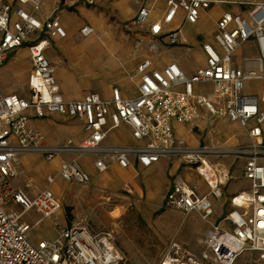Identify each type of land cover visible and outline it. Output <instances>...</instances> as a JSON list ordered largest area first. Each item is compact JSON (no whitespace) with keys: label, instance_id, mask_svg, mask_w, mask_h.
<instances>
[{"label":"built area","instance_id":"obj_1","mask_svg":"<svg viewBox=\"0 0 264 264\" xmlns=\"http://www.w3.org/2000/svg\"><path fill=\"white\" fill-rule=\"evenodd\" d=\"M96 0H60L41 20L38 13L42 0H14L9 5L0 0V67L7 55L26 48L30 72L26 95L5 94L0 89V264H123V257L114 243L111 231L92 234L78 226L59 228L57 215L60 201L49 185L54 176L47 175V186L32 194L31 182L17 188L21 158L38 155L46 161L62 157L57 175L67 183L83 187L90 177L79 160L84 155L94 157L93 167L99 173L111 164L121 169L133 162L148 169L162 159H177L194 172L207 187L206 194L197 192L182 178H175L164 196L166 209L183 216L195 213L208 225L202 247L196 256L178 251L158 264H238L241 257L253 258L254 264H264V65H231L233 54L248 41L256 43L258 60H264V5H253L244 14L224 12L214 23L210 40H202L199 49L204 67L187 76L176 63L154 69L152 56L164 46H179L190 50L189 39L182 27L163 32L175 20L193 26L200 14L227 0H165L160 22L148 26L147 37L133 43L132 51L139 64L132 73L136 96L123 97L116 87L107 97L89 92L78 100H65L54 78V66L45 55L49 40L66 37L58 13L61 7L76 4L91 6ZM138 6L133 25L145 26L151 15L146 0H126ZM29 6L30 12L23 7ZM15 16V20L11 16ZM80 37L93 35L84 25ZM247 60L242 59L243 64ZM258 82L256 94L244 93L246 84ZM56 115L77 121L82 126L78 141L65 140L50 144L44 134L30 125L31 119ZM226 121L237 124L246 143L190 146L174 132V125L198 129L200 124ZM121 127L129 130L132 145L109 143V134ZM209 130L214 126H210ZM231 157L239 160L241 177L249 183L229 198V208L216 222H208L214 214L212 200L222 198L221 188L236 179L231 165L219 161ZM128 195V185L123 187ZM34 211L42 219L53 220L57 230L53 240L32 242V225L24 216Z\"/></svg>","mask_w":264,"mask_h":264},{"label":"rangeland","instance_id":"obj_2","mask_svg":"<svg viewBox=\"0 0 264 264\" xmlns=\"http://www.w3.org/2000/svg\"><path fill=\"white\" fill-rule=\"evenodd\" d=\"M163 1H156L153 4L151 0L148 1V5H152L151 15L146 25L142 27L132 25L133 19L126 20L123 16H119L116 8L113 9L108 5L99 6L98 0L91 6L84 4H76L72 7L62 6L58 15L67 34L66 38L49 40V47L45 50L46 57L54 66V78L60 86L62 97L77 100L83 93L93 91L102 96H108L109 88L115 81L114 74L121 66L133 64L138 60V55L132 51L133 43L147 37L146 29L149 24L159 21ZM77 5L84 8L85 12L94 14L95 19L87 22L79 7H76ZM136 6V4L132 5L130 9L135 11L138 7ZM126 8L129 9V7ZM177 21L178 19L174 21V24ZM84 24L92 26L95 33L85 38L80 37L78 30ZM200 25L199 23L197 26ZM187 26L190 25H184L182 30L188 38L185 29ZM202 26L205 28L204 24ZM209 27L208 23L206 28L209 29ZM189 43L190 50L179 46H164L159 52L160 56H157V61L162 64L175 55L179 66H187L189 69L202 66L201 59L196 56L198 52H195V45H192L190 40ZM29 71L30 60L27 50L16 49L10 52L0 67V88L5 91L6 87L19 96H25ZM124 84L122 89L131 94L134 88L131 82L125 81ZM255 90L251 88L252 92ZM75 123L65 119L60 123L63 126L62 129L52 130L53 135L59 140V143L55 144L63 143L67 139L73 141L81 139L82 134L76 129ZM209 124L216 127L217 132L212 129L208 132ZM204 129L206 130L201 133L193 131L192 139H198L202 144L221 145L226 148L232 147L239 133L236 129H230L226 121L206 122ZM125 139L127 135L120 129L109 134V141L116 144H121ZM61 159L62 157H56L46 161L38 155L24 156L21 158V164L26 166V169L24 172L21 166L20 178L24 180V184L30 180V192L35 194L47 186L45 182L47 175L54 176V181L49 188L60 201L61 214L65 219L66 227H83L92 234L111 231L114 243L123 257V264H158L160 260L167 256H174L178 251L197 255L201 248L192 251L183 241L199 234L200 229H202L200 237L203 235L204 240L208 225L195 213L183 216L177 211L166 209L163 197L165 187L156 190L153 199L145 196L138 197L135 193L128 195L123 188L121 189L122 182L127 181L122 175V169L111 164L106 172L99 173L93 167L94 157L91 155H84L79 160L83 169L93 177L90 184L83 187L67 183L57 175ZM219 161L225 166L231 165L234 169L233 175L236 177L230 181L226 194L246 190L247 181L241 177L239 171L240 161L231 157H225ZM157 171H155L156 179L159 177ZM185 172L187 175L185 174L183 179L190 185L194 184L198 193H207V187L201 178L192 171ZM152 173L150 172L149 175ZM139 176L143 177L142 174ZM214 209L216 213L208 222L217 221L215 217L218 209L215 207ZM221 209L223 211V208ZM38 218L40 215L34 211H29L24 216L28 224H32ZM63 218L58 217L59 226L64 224ZM46 232L57 234L51 219H42L31 229L29 237L43 238ZM238 264H254L253 258L243 256Z\"/></svg>","mask_w":264,"mask_h":264},{"label":"crops","instance_id":"obj_3","mask_svg":"<svg viewBox=\"0 0 264 264\" xmlns=\"http://www.w3.org/2000/svg\"><path fill=\"white\" fill-rule=\"evenodd\" d=\"M2 1L7 3V4H9V5H14V0H2ZM146 1L147 2H145V5L148 8L152 9V5L151 6L148 5V1L149 0H146ZM151 1H152V4H153L154 2L160 1V0H151ZM59 2H60V0H42V6H41L39 12L35 13L33 16L35 18L41 20L43 17H45L48 14H50L51 10L57 4H59ZM164 2H165V0L162 3L163 4V9L161 11V16L159 17V21H157V23L160 22L162 14L164 13V10H165ZM227 2L228 3L222 4V5H219V6L211 7L207 12L201 13L200 14V19H199V21L197 22L196 25L185 27V29L187 30V34L186 35L188 36L189 40L192 42V45L193 44L195 45V52H198L196 54V56L201 59L202 66H194V68H192V69L187 68V66H179L177 64L176 59H175V55H172L168 59V62H164V63L160 64L157 61V56H160V54H159V55L151 57L152 64H153L152 67L154 69H156V70H158V69L160 70L166 64L174 62V63H176L178 65V67L187 76H190V75L194 74V72L197 69L204 67L203 66L204 65V57H203L202 53L200 52L199 43L198 42H200L202 40H209L208 38H210L211 34L214 32V23H215V21L224 12H228V13H232V14H244L253 5H256V4L264 5V0H227ZM97 4L99 6L108 5V6H110L113 9L114 8L118 9L119 16H123L126 20L133 19L134 15H135V13H136V11L138 9L137 6H136L137 9H135V11L130 9V6L135 5V4H132V3L128 2V1H126V0H98ZM76 7H79V5H77ZM76 7H74V8H76ZM126 7H129V9H127ZM23 9L26 12H30V7L29 6H24ZM79 9H80V11L82 13L83 18L87 22H92L93 19H95L96 16L94 14L89 13V12H85L84 8H82L81 6L79 7ZM11 19L15 20V16L12 15ZM154 23H156V22H153L151 24H154ZM199 23L201 25L197 26ZM208 23L210 24L209 29L206 28V25ZM151 24H149V25H151ZM203 24L205 25V28H203V26H202ZM84 25L90 26L89 24H84ZM84 25H82V26H84ZM132 25H133V22H132ZM184 25H186V24L183 23L182 20H180V18H179L178 21L175 24L173 22V23H171V24H169L167 26H161L160 27V31L168 32V31L175 30V29L179 28L180 26L183 29ZM90 27L93 29L92 26H90ZM203 35H206V36H203ZM189 45H190V43H189ZM20 49H23V50L26 51V48H19L17 50L19 51ZM47 55L49 56V54H47ZM47 59H49V58H47ZM50 59H51V57H50ZM242 59H245L247 61L243 64ZM139 62L140 61L137 60L133 64L131 63L129 65L127 64V65L121 66L120 69L118 70V72L116 74H114L116 76L115 77V81L113 82L112 86L109 89L111 90V88H113V87L118 88L120 90V92H121L123 97L131 98V97L136 96V89H135V85H134V84H136V82L134 83V82L130 81L131 84L134 87L131 94H129L127 91H124L122 88L125 85L124 82L125 81H129L127 76H126V74H125V72L132 73L134 71V69L136 68V66L139 64ZM260 64L264 65V60L262 62H260L258 60V48H257L256 43L253 42V41H248L244 45H242L239 49H237L235 51V53L233 54L232 62H231V65L233 67H235V68H241L243 65L244 66H260ZM6 66H9V65H6ZM258 86H259L258 82L248 83V84H246V86L244 88V93H249L251 91V88L253 87V88L256 89L255 91H253V94L254 93L256 94V92L258 91ZM58 87H60V86H58ZM59 90H60V88H59ZM3 92L5 94L14 93V92H12L11 89L9 90L6 87H5V91H3ZM93 92L97 93L95 91H93ZM86 93H89V92L83 93L82 96L84 94H86ZM109 93H110V91H109ZM97 94H99V93H97ZM82 96L80 98H82ZM102 97H107V96H102ZM80 98H78V99H80ZM65 100H74V99H65ZM63 120H65V119H63V118H61L59 116L49 115L46 118H44V120L31 119L30 120V125L33 128H36V129L40 130L44 134V136L46 135L45 138H46L48 143L55 144V143H59V140L53 135L52 130L53 131L54 130L59 131L60 129H62L63 126L60 123H62ZM74 122H76L75 124H77V125H75L76 129H78V131L81 132V134H82L81 123L77 122V121H74ZM226 123H227V125H228V127L230 129L233 128L232 130L236 129V131L239 132L237 134V136H236V141H235V143H233L232 147L246 143V137H245L244 131L235 123H228V122H226ZM215 124H217V123H215ZM205 126H206V123H202V124H200V127L198 129H194V128H191L189 126L174 125V132H175V135L178 138H181L185 143H187L190 146L207 145V144L199 143L198 139L197 140L195 138L192 139L193 131L196 130L197 132L201 133V132L206 130V129H204ZM207 129H208L207 131L209 132V128H207ZM120 130H122L123 132L126 133L127 139H125V141L121 142V144H119V145H132V144L135 143L130 138L129 130L126 127H121ZM213 130L215 132H217L216 127L214 129H212V131ZM236 131H233V132H236ZM48 132H49V134H48ZM67 140H69V139H67ZM108 142L111 143V144H116V143H113L112 141H108ZM22 166H23L22 168H23V170L25 172L26 166H24V165H22ZM156 170H158L157 172L159 173V177L157 179L155 177L156 174H157L155 172ZM186 170L188 171V169L184 168L181 165V163L179 162V160H177V159H162V160L158 161L156 164H154L153 166H151L148 169H140L133 162L131 167L121 170L122 171V175H124L126 177V179H127V181L122 182L121 189L125 185H128V188H129V191H130V195L135 193V195L138 196V197L139 196H145L148 199H153L154 192L156 190H159V189L165 187V193H166V191L169 190L170 185H171L172 181L175 178L178 177V178H182L183 179L185 174L187 175V173L185 172ZM150 172H153V173L151 175H149ZM141 174H142L143 177L139 176ZM89 177H90V180H91V178H93L90 175H89ZM183 180H185V179H183ZM23 181H24L23 179L19 178V180L14 181L13 183H14L15 187L23 188L24 187V182ZM229 184H230V182L221 188V190H222V198L220 200H218V201L217 200L216 201L212 200L213 206L218 209L217 210L218 214L215 217V220H217V221L222 216V214H224L229 208V204H228L229 202L228 201H229V198L233 195V194H230V195L226 194ZM193 186L195 187L194 184H193ZM248 188H249V183L247 182V189ZM221 208H223V211H222ZM214 213H216V210H215ZM59 216H61L63 218V216L61 214V211L58 213L57 218ZM39 219L40 218H38V220ZM38 220H36V221H38ZM63 220H64V224L62 226H59L60 229L68 228V227H66L64 218H63ZM36 221H34L32 224H30V225H32V229L39 224V223L35 224ZM199 232L201 233L202 229H200ZM200 233L197 234L194 237L192 236L191 239L186 238L183 241V243H186L188 245L189 249L192 250V251L199 250L202 247V243H203V235L200 237ZM55 237H56L55 233H51L50 234V233L46 232V234H45V236L43 238H37L36 236H33V237H30V239H31L32 242L36 243V242L41 241V240H53Z\"/></svg>","mask_w":264,"mask_h":264}]
</instances>
